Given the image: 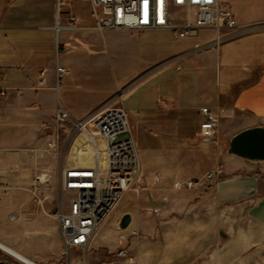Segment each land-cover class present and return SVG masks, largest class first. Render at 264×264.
I'll list each match as a JSON object with an SVG mask.
<instances>
[{
	"label": "crops",
	"instance_id": "obj_1",
	"mask_svg": "<svg viewBox=\"0 0 264 264\" xmlns=\"http://www.w3.org/2000/svg\"><path fill=\"white\" fill-rule=\"evenodd\" d=\"M19 1L0 0V75L8 87L7 97L0 96V216L2 208L5 214L15 212L20 220L35 214L32 184L44 165L39 154L50 136L44 132L49 125L56 127L59 106L70 111L71 122L84 119L114 107L107 103L111 91L104 83L148 71L132 93L143 89L136 115L129 112L143 124L137 134L142 180L137 194L126 198L132 215L129 232L137 231L133 239L144 241L138 251L144 253L145 263H253L248 252L264 240V160L230 154L226 146L238 131L264 126V0H222L234 11L238 25L222 31L225 38L218 47L210 44L205 50L178 54L212 42L214 38L200 34L211 29L201 28L187 41L173 44L169 57L178 56L167 65L127 72H116L109 65L95 32L113 29L140 38L143 30L98 29L91 1L82 0L84 5L77 7L79 0H70L60 12L64 28L59 33H67L61 42L54 27L56 0H44L42 6L34 1L28 13ZM73 19L78 28L68 27ZM75 33L86 34L85 39ZM58 42L84 50L58 54ZM89 47L98 52H89ZM56 60L72 69L58 90ZM182 60L189 66L181 65ZM89 65L96 66L94 71L86 68ZM168 66L177 73H169ZM110 67L113 75L106 73ZM41 69H46L42 87L38 86ZM95 75L100 76L101 88L90 79ZM95 93L97 99L87 101ZM203 106L221 112L217 140L201 134ZM78 138L69 123L64 125L62 153L68 150L80 159L85 153L92 156L93 165L90 141L76 143ZM219 165L223 173L206 181L205 173ZM189 178L201 181L193 189L174 187L176 180ZM235 220L241 221L240 228ZM104 233L98 231L90 249L105 244ZM127 249L130 252L132 245Z\"/></svg>",
	"mask_w": 264,
	"mask_h": 264
},
{
	"label": "built area",
	"instance_id": "obj_2",
	"mask_svg": "<svg viewBox=\"0 0 264 264\" xmlns=\"http://www.w3.org/2000/svg\"><path fill=\"white\" fill-rule=\"evenodd\" d=\"M96 18V28L118 29H155L171 31L177 38L185 39L198 29L210 28L217 34L221 43L224 29L238 25L232 8L222 0H90ZM70 0H56L57 33L64 28L60 23V12ZM68 27L78 28L75 19ZM58 54L60 43H57ZM69 49L63 48L62 52ZM56 86L58 90L70 73L67 66L57 60ZM38 86L46 84V69L40 72ZM1 77V75H0ZM8 87L1 84L0 96L7 97ZM201 134L204 137L216 136L221 120L220 110L209 106L201 108ZM55 129L46 141L39 157L57 158L62 153L61 128L72 121L70 111L59 106L55 112ZM76 133H85L94 152V164H65L62 167V184L65 190L72 192L68 208L59 202L57 218L62 237L63 253L68 255L73 249L90 248L94 234L131 189H137L142 180L141 161L138 145L132 135L120 137L130 131L128 112L122 107H108L87 116L74 119ZM223 173V167L217 166L204 175L206 181H212ZM50 172L44 170L37 174L32 184V192L43 204L50 197ZM159 179V176H156ZM200 179L176 180L177 189H193ZM106 184H114V192H106ZM94 213H102L103 222L94 223ZM133 231V234H137ZM123 238H125L123 236ZM120 256H129L127 248L119 249ZM132 259V257H130ZM37 261V260H36ZM38 263H41L37 261ZM0 264H4L0 261ZM42 264V263H41ZM69 264V261H68Z\"/></svg>",
	"mask_w": 264,
	"mask_h": 264
},
{
	"label": "rangeland",
	"instance_id": "obj_3",
	"mask_svg": "<svg viewBox=\"0 0 264 264\" xmlns=\"http://www.w3.org/2000/svg\"><path fill=\"white\" fill-rule=\"evenodd\" d=\"M37 2L44 4V0H20V4L23 5L24 10L28 13L29 9H32L31 3ZM84 2L81 0L78 1V6H83ZM64 11L61 13L64 16ZM89 11V7H87L86 12ZM62 22L64 20L62 19ZM105 30V29H103ZM198 31V30H197ZM195 32V34L197 33ZM202 31L200 34L201 37L214 38L211 43L195 45V48L185 50L181 53H189L192 54L194 51L205 50L206 47H210L209 45H215L218 47L221 43L217 42V34L216 32ZM142 33L141 37L129 36L121 33L118 30L107 29L105 32L100 33L99 31L95 32L99 40V46L106 49L107 57L109 58V65H112L114 71L116 72H127L132 71L137 68H141L143 66L148 67H159L165 66L168 62L175 60L176 57H169L170 50L175 43H181L183 41H187L189 38L180 39L175 37L171 32H161L158 30H143L139 31ZM66 31H62L58 33V40L61 42L66 38ZM75 36L84 40L86 34L75 33ZM64 47L60 44V53L62 52ZM69 49V48H67ZM80 50H84V47L79 46L78 48L69 49L68 52H64L67 55H72L76 52H80ZM89 52H98L95 47L87 48ZM71 51V52H70ZM86 51V50H85ZM168 57V58H167ZM166 58V59H165ZM46 65L52 67V61L46 59ZM57 60L54 61L56 66ZM201 61L199 62V64ZM108 64V63H107ZM180 64L184 67L189 66L188 62L185 60L180 61ZM66 66V65H65ZM91 66L86 67L89 69ZM96 68L95 65H92L91 69L94 71ZM113 68H109V71L106 73L114 74ZM180 66H177V69H180ZM68 69L71 73V66H68ZM42 70V69H41ZM167 71L171 74H176L175 67L168 66ZM70 73L68 75H70ZM148 71H142L140 74L134 77L117 80L114 78L113 83L106 82L104 85L111 91V96L108 97L107 103L110 106L114 107H122L128 112L129 116V128L130 131L120 135V137H126L132 135L138 145L137 142V134L138 127L142 128L143 124L138 122L137 118L132 119L129 112L132 115H136V108L138 103V98L142 95L143 89L139 90L135 94L134 93L137 88L142 84ZM68 77V76H67ZM2 77H0L1 80ZM99 75L93 76L92 80H101L99 79ZM66 78L64 79V82ZM98 82V81H97ZM98 83H93L95 86L100 87ZM2 84V83H1ZM63 84V83H62ZM101 88V87H100ZM97 93L90 94L87 97V101H92L97 99ZM71 129L74 131V136L77 135L79 137L76 143L82 142L83 139L87 140L85 133H76L74 130V123L68 122ZM49 125V124H48ZM55 128L51 125L48 126V129L45 130L44 136H49L53 133ZM62 131V128H61ZM86 136V137H85ZM228 145L226 146L227 149ZM139 148V147H138ZM82 158L74 156L70 151L65 150L60 154L57 158L52 157H44V165L42 167V171L50 172V197L42 203L36 199L34 196V211L35 214L31 217V219L20 220L17 218L15 212L4 213L6 210L2 208V216H0V240L12 245L13 247L19 249L29 257L34 260L41 262L42 264H167V263H145L144 253L138 251V245H143V237H140V242H136L138 238L133 239L136 234H131L129 232L130 227L126 229H119L118 222L121 217L128 212L130 209L129 203L126 201V198L129 194L136 195L135 189H131L127 191L113 210L108 220L104 223L103 226L98 229V231H104V241L105 244L101 245L97 249L80 250L73 249L68 255L63 253V245H62V237L60 232L59 220L57 218V212L59 210V202L62 200L63 207L69 205L70 200L72 198V192L65 190L63 188L61 176H60V167L64 166L65 163L71 164H92V156L90 155H81ZM42 158V157H40ZM42 160V159H40ZM73 160L74 162H71ZM83 161V162H82ZM40 170V169H39ZM41 172V171H40ZM138 189V187H137ZM33 193V192H32ZM34 195V194H33ZM236 228L241 227V221L235 220ZM250 224V223H249ZM94 234L93 239L96 237ZM124 235L125 238H122ZM142 235V234H141ZM139 243V244H138ZM132 245V249L129 252V256H120L119 249L127 248ZM249 255H252L254 259L253 263H174V264H264V240L259 244L255 245L248 252ZM256 255V256H254ZM132 257V259H130ZM97 258H100L98 263H90L91 261L95 262ZM119 260H124V263H120ZM0 261L4 264H25L22 261L18 260L15 256L10 253L2 250L0 248ZM118 261V262H117Z\"/></svg>",
	"mask_w": 264,
	"mask_h": 264
},
{
	"label": "water",
	"instance_id": "obj_4",
	"mask_svg": "<svg viewBox=\"0 0 264 264\" xmlns=\"http://www.w3.org/2000/svg\"><path fill=\"white\" fill-rule=\"evenodd\" d=\"M209 140H217V137H209ZM227 152L251 161L264 160V126L247 127L235 133L229 141ZM131 220L132 215L126 212L118 222V228L126 229Z\"/></svg>",
	"mask_w": 264,
	"mask_h": 264
},
{
	"label": "bare ground",
	"instance_id": "obj_5",
	"mask_svg": "<svg viewBox=\"0 0 264 264\" xmlns=\"http://www.w3.org/2000/svg\"><path fill=\"white\" fill-rule=\"evenodd\" d=\"M94 156V152H93ZM106 192H114V184H106ZM103 222V215L102 213H94V223H102ZM103 226V225H101ZM0 248L11 255L15 256L18 260L22 261L25 264H41L38 263L36 260L32 259L19 249L13 247L12 245L0 240Z\"/></svg>",
	"mask_w": 264,
	"mask_h": 264
}]
</instances>
